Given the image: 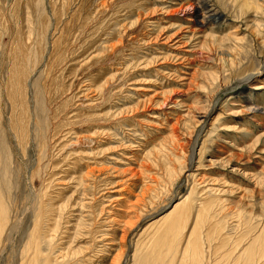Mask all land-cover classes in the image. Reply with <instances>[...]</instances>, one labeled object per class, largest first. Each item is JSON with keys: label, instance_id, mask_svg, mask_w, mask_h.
<instances>
[{"label": "rangeland", "instance_id": "obj_1", "mask_svg": "<svg viewBox=\"0 0 264 264\" xmlns=\"http://www.w3.org/2000/svg\"><path fill=\"white\" fill-rule=\"evenodd\" d=\"M5 2L12 26L0 25V264H191L182 251L193 224L159 259L148 256L147 225L192 185L194 202L201 191L215 200L209 216L227 238L214 254L207 225L199 229L202 264L233 263L244 237L236 249L264 241V0H33L20 56L29 117L21 150L5 131L11 108L2 87L22 30L13 0ZM250 73H259L257 91L254 76L243 82ZM82 101L106 120L81 126Z\"/></svg>", "mask_w": 264, "mask_h": 264}, {"label": "bare ground", "instance_id": "obj_2", "mask_svg": "<svg viewBox=\"0 0 264 264\" xmlns=\"http://www.w3.org/2000/svg\"><path fill=\"white\" fill-rule=\"evenodd\" d=\"M21 1H25L27 2L26 4H21ZM33 0H13L12 4L9 8H10V11L11 13L13 14L14 17H16V28H17V31L20 30L21 31V34L20 33H16V34H19L18 37H15L13 40H11V44L9 46V48L11 49L10 50V55L8 56L10 59V69H9V81H8V84L5 86V87H2L4 85H1V87L3 88L2 89V92L6 93V99L7 101L9 100V103H10V108H11V112H10V116L9 118H7V120L5 121L6 123V129L5 131H9L8 133L10 134V137H12V140L16 139L17 140V144L19 145L20 147V150L22 149L23 147V144L24 142L26 141V139L28 140V138L25 136L26 135V126H27V117H28V110H27V107H26V104L24 102V99L23 97L21 96L23 94V90L26 86V73H25V69H24V62L21 60L20 61V56L22 53H26L27 49H28V44H29V41L31 39V35H32V32L30 31V27H31V22H32V18H31V9L33 8ZM51 1V0H50ZM65 1V0H64ZM73 1V0H72ZM35 2V0H34ZM7 2H5V0H3V2H1L0 4V25L4 28H6V26L9 24L8 21H7V18H5L4 16V9L6 8V4ZM78 3L80 4V2L78 1ZM94 3V2H93ZM6 4V5H5ZM11 4V3H9ZM51 4V2H50ZM71 4V3H70ZM243 4V3H242ZM56 5V4H55ZM244 5V4H243ZM261 8V7H260ZM33 10V9H32ZM58 10V9H57ZM62 12V11H61ZM67 13V12H66ZM60 14V13H59ZM16 15V16H15ZM22 15H26L28 17H25L26 18V21H29V25H26V31H27V27H28V34H25V31L23 28H22V23L25 22L22 20V18L24 16ZM54 15H57V14H54ZM63 15V14H62ZM73 15V14H72ZM59 16V15H58ZM75 16V15H74ZM219 16V15H218ZM77 17V16H76ZM217 17V16H216ZM73 18V17H72ZM29 19V20H27ZM44 19H42L43 21ZM41 21V22H42ZM43 23V22H42ZM41 23V25H43ZM46 23V22H45ZM203 23V22H202ZM202 23L200 24L201 27L202 26ZM66 24V23H65ZM10 25V24H9ZM8 25V26H9ZM60 25V24H59ZM12 26V24L10 25ZM21 27V28H20ZM9 28V27H7ZM7 30V29H6ZM38 30V29H37ZM10 31V30H9ZM15 31V30H14ZM19 31V32H20ZM43 31V29H42ZM12 32V31H11ZM135 32V31H134ZM140 33V32H139ZM1 34V33H0ZM10 34V33H9ZM12 36V35H10ZM59 37V36H58ZM65 38V37H63ZM61 40V39H59ZM135 41V37L134 38H131L130 41ZM57 42V41H55ZM62 42V41H61ZM129 42V41H127ZM126 42V44H127ZM134 43V42H133ZM53 44V43H52ZM176 44V43H175ZM174 44V45H175ZM54 45H58V42L57 44H54ZM52 45V46H54ZM173 45V46H174ZM56 47V46H55ZM40 49V48H39ZM39 52V51H37ZM24 55V54H22ZM26 55V54H25ZM9 62V61H8ZM264 67V64L263 66ZM70 70V69H69ZM67 70V71H69ZM73 71V70H72ZM99 71V70H98ZM69 73V72H68ZM67 74V73H66ZM255 74V73H254ZM252 75V73L248 74V77L243 79V82L244 83H247L249 80L250 81H253L252 78L254 76V78H256V80H254V85L250 88L252 91H257L256 89H258V86L257 84L255 83H261L259 80L258 81V78H257V74L255 75ZM14 77H18V80L19 82L16 83V87H18L20 90H18L20 93V96L19 99H18V96L19 95H16L15 93H13L12 89L13 87L15 86V81H14ZM95 77V76H94ZM98 78L100 77H95L93 78L94 82L93 85L96 86V84L98 83ZM240 80V79H239ZM17 81V80H16ZM57 81V80H56ZM263 81V80H262ZM58 83V82H57ZM53 84L55 85V82H53ZM248 84V83H247ZM61 86V84H60ZM64 86H65V83H64ZM230 86V85H229ZM61 88V87H60ZM66 88V87H65ZM16 89V88H14ZM17 91V90H16ZM63 91V90H62ZM64 92V91H63ZM1 94V93H0ZM253 95H257V94H253ZM4 96V95H3ZM2 97V96H1ZM24 97L25 96V92H24ZM73 98L72 96L68 97V100L65 101V104L68 102V101H71V99ZM2 102V101H1ZM0 102V103H1ZM27 102V101H26ZM85 102V101H84ZM84 102L82 101L81 104H77V110L78 111V117H80V121L83 123L81 126H83L84 124H93V123H96V122H99L100 120H106V114H96V115H92L89 113H86L85 109H87V105L84 104ZM64 103V102H63ZM63 103H62V106H63ZM68 104V103H67ZM252 103L248 104L247 105V108L248 110H253V107L251 106ZM1 105V104H0ZM249 106V107H248ZM84 110V111H83ZM214 110V107L210 108L208 110V112L206 113V115H210L212 113V111ZM247 110V111H248ZM102 112V111H101ZM100 112V113H101ZM204 115V119L203 121L198 120L196 121V130L197 131H201L203 129V126H204V123H205V116ZM76 117V116H75ZM29 118V117H28ZM66 121V120H64ZM66 122H69L68 120ZM199 125H201V128L199 129ZM65 126V125H64ZM81 128V127H80ZM88 128V127H87ZM56 133V132H54ZM75 133V132H74ZM197 137L196 139L194 140V142L192 143L191 145V152H190V159H189V166L187 167L188 170H190L191 168V160H192V157H193V153H194V144L197 142V138L199 136V132H197ZM5 134V133H4ZM7 134V135H9ZM6 135V136H7ZM5 136V135H4ZM3 136V137H4ZM9 138V137H7ZM14 138V139H13ZM89 138V137H88ZM88 138L86 137V139L88 140ZM11 139V138H10ZM82 139L83 141L79 140V142H75L74 145H77L79 148L80 146H82V143L84 144V141H85V138L82 137L80 138ZM11 140V141H12ZM14 140V141H16ZM89 140H91V144H93V141L94 138H89ZM10 142V141H9ZM88 142L86 141V144ZM13 144V143H12ZM71 145V143H69ZM68 144V145H69ZM73 145V146H74ZM88 145V144H87ZM18 147V146H17ZM68 148V147H67ZM76 148V149H77ZM81 148V147H80ZM85 149V148H84ZM69 150V149H68ZM74 150V149H73ZM74 152V151H73ZM84 152V151H83ZM77 153V151H76ZM203 154V150L200 149L199 151V159L197 160V163L200 162V157L202 156ZM71 155V153H70ZM69 156V155H68ZM73 156V155H72ZM70 157V156H69ZM80 159V158H79ZM77 159V160H79ZM72 160V159H71ZM76 160V161H77ZM79 162V161H78ZM77 163V162H76ZM78 164V163H77ZM70 166V165H69ZM74 166V165H73ZM75 168V167H74ZM187 170V169H186ZM183 174V173H182ZM184 175V174H183ZM193 186V185H192ZM192 186L190 187V191H189V194L186 196V197H183L182 199H179L178 201H176V203L174 204H171L172 206H170L169 210L163 214L161 216V218H159L157 221L154 220L150 223H148L147 227L152 230L153 229V233L152 235H150V240L153 242L151 247L149 246V248H152L150 249V254L148 256L151 255H154L157 259H159L160 257V254L159 252L162 251L163 247H166V250H170L173 245L175 246V243H181V242H178L179 241V235L182 234L184 232V230L186 231L187 227L191 224H193L192 228H191V231L187 233V236H186V241H185V246L183 247V251L182 253H187L189 255V258L191 259V264H202L203 263V259H204V254L202 253V249H201V244H200V240H199V229L205 224L207 225V230L206 232L204 233L205 234V237H207V239L209 241H212L213 242V252L214 254L217 253V252H222L223 250V247L227 244L226 243V240L227 238L223 237V235L220 234V230L218 228H216L214 226V224L216 222H211V218L209 213H210V205L212 206V204L214 203L215 200H209L208 199V196H206L207 194L203 193V191H201V196L198 200V203H196V201L194 202V199H192V196L193 195L191 192L194 190V187L192 188ZM196 186V185H195ZM196 188V187H195ZM213 190V189H211ZM216 191V190H213V192ZM197 192V191H196ZM200 192V190H199ZM64 193V192H63ZM198 193V192H197ZM210 193V192H209ZM42 197V196H41ZM47 197V196H46ZM199 197V196H197ZM3 198L0 199V201L2 200ZM60 199V198H59ZM55 200V199H54ZM218 200H220L218 198ZM63 202V201H62ZM136 202V201H135ZM134 202V203H135ZM216 203V202H215ZM219 204V203H218ZM42 207V206H41ZM220 207V205L218 206ZM215 208V207H214ZM218 209V208H217ZM220 209V208H219ZM42 211V210H41ZM64 212V211H63ZM4 211H3V208L0 204V222L4 219ZM42 215V214H41ZM210 215V216H209ZM260 215V214H259ZM213 219V218H212ZM59 225V223H58ZM210 225V226H209ZM37 226V225H36ZM41 227V225H39ZM38 226V227H39ZM46 226V225H45ZM209 226V228H208ZM130 227V226H128ZM2 228V227H1ZM1 228H0V231H1ZM33 228V227H32ZM54 227L50 226V229L53 230ZM57 228V227H56ZM131 228V227H130ZM40 229V228H38ZM46 229V228H45ZM51 230V231H52ZM61 232V231H60ZM152 232V231H151ZM39 234V231H36L34 234ZM185 234V233H184ZM34 235V236H35ZM53 235V234H52ZM261 235V234H260ZM148 236V235H147ZM259 237V236H258ZM183 238H185V236H183ZM3 239V238H2ZM243 239H246L245 237ZM243 239H240V241H242ZM264 239V238H263ZM36 241V240H35ZM181 241V240H180ZM238 241L235 245V247L231 250L232 254L235 256V260L232 261L233 263H229V264H264V241L261 240V241H258V240H252L250 241V244L247 245L246 248L244 249H241L238 248L236 249L237 246H239V242ZM34 242V241H33ZM32 242V243H33ZM31 243V242H30ZM149 243V242H148ZM147 243V244H148ZM242 243V242H241ZM30 245V244H29ZM145 245V244H144ZM35 246V245H34ZM33 246V247H34ZM143 246V245H142ZM146 247V245H145ZM144 247V248H145ZM179 247V246H178ZM31 248V247H30ZM148 248V249H149ZM180 248V247H179ZM182 248V247H181ZM231 249V248H230ZM147 250V249H146ZM33 251L34 252H37L36 250V247L33 248ZM173 251V250H172ZM229 251V250H228ZM227 251V252H228ZM1 252V250H0ZM169 252V251H168ZM225 251V254L227 253ZM237 252V254H236ZM15 253V252H13ZM28 253V252H27ZM148 253V252H147ZM164 253V252H163ZM174 253V252H173ZM176 253V252H175ZM212 253V254H213ZM22 254V253H21ZM38 254V252H37ZM166 254V253H165ZM168 254V253H167ZM231 254V256H232ZM30 255V254H29ZM163 255V254H162ZM227 255L229 256L230 254L227 253ZM32 255H30L31 257ZM37 257V255H34ZM34 256L32 257V259L34 258ZM39 256V254H38ZM170 256V255H169ZM225 256V255H224ZM26 258V256H23ZM91 257H93L91 255ZM233 257V256H232ZM231 257V258H232ZM38 258V257H37ZM97 258V257H96ZM149 258V257H148ZM165 258V257H164ZM35 259V258H34ZM229 259H230V256H229ZM234 259V258H233ZM168 260V259H167ZM185 260V259H184ZM205 260V259H204ZM33 261V260H32ZM36 261V260H35ZM143 261V260H142ZM159 261V260H158ZM173 261V260H172ZM190 261V260H189ZM231 261V260H230ZM179 262H182V261H179ZM184 262V261H183ZM20 263V262H19ZM90 263V262H89ZM144 263V262H143ZM155 263V262H154ZM153 263V264H154ZM175 263V262H174ZM81 264H87L85 261H83V263ZM92 264V263H91ZM156 264V263H155ZM167 264V263H166ZM209 264V263H208Z\"/></svg>", "mask_w": 264, "mask_h": 264}]
</instances>
